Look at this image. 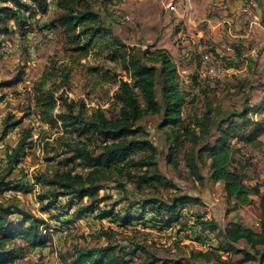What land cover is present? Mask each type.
<instances>
[{"label": "trees", "instance_id": "trees-1", "mask_svg": "<svg viewBox=\"0 0 264 264\" xmlns=\"http://www.w3.org/2000/svg\"><path fill=\"white\" fill-rule=\"evenodd\" d=\"M29 1L35 4L37 11L43 12L42 0ZM254 1L260 11V25L264 29V8L260 0ZM54 7L59 13L44 26L48 33L59 31L69 50L77 53L79 59L90 56L95 61L113 63L120 67L122 74L108 76L107 70L102 74L98 65L88 68L95 81H98L96 75L102 74V81L115 87L112 100L105 109H86L82 102L78 104L63 92L59 93L64 81L69 78V69L58 84L53 82L54 74L45 71L38 82L32 85L36 116L43 125L57 132L52 141L43 143V152L52 155L47 158L50 161L59 159L47 173L34 176L32 185L46 188L37 196L38 202L42 204L40 210L47 213L51 221L60 222L62 228L56 230L54 226L46 224L45 219L22 208L17 199L4 197L6 192L11 191L30 192L29 185L9 179L34 142L30 139L32 130L23 128L15 146L6 150L8 172L0 177V264L14 263L27 250L45 247L54 230H67L74 222L88 216L96 220H108L121 229L142 222L143 227L158 231L174 226L183 231L186 226L182 220L183 208L198 202L192 196L175 194L166 200L145 197L128 202L124 212L115 211L116 204L100 206L110 198L100 195L107 183H114L118 190L125 189L121 180L135 184L138 190L146 187L156 189L158 186L173 188L161 174L156 161V149L147 138L143 119L148 116L161 118L157 130H164L170 139L169 162L173 161L177 150L188 139H205L196 157L192 151L186 156L190 174L198 181L202 179L196 158L207 155L209 180L222 184L226 198L232 202L234 209L251 206L255 198L258 200L257 230L243 227L236 221L230 222L225 229L217 232L221 242L212 251L190 253L188 258L175 259L160 258L139 244H131L127 248L114 245L112 240L115 232L107 229L101 232L107 240L105 246H76L61 256V264L264 262V182L248 183V162L238 158L243 147L260 149L262 145L259 136L264 133V119L258 121L249 117L260 112V106H245L241 111L228 113L214 124L213 132L209 130L212 120L210 110L202 118L195 119L191 126L185 124L182 112L190 103V95L180 86L177 66L166 49L127 46L83 0H56ZM36 14L22 0H0V35L11 32V26L13 29L18 27L21 36L25 35L31 17ZM65 50L68 51V48ZM230 65L235 67L236 63ZM22 77L23 74L19 73L10 80L1 81L0 89L21 83ZM157 89L160 91L161 103L156 97ZM21 121H14L12 117L0 120V141ZM195 128L199 129L200 136L196 134ZM61 198H66V201L58 205ZM196 223L203 232L217 230L212 221L205 220L201 215L196 216ZM240 242H244L250 251L237 248ZM230 254L242 255L243 260H231Z\"/></svg>", "mask_w": 264, "mask_h": 264}, {"label": "rangeland", "instance_id": "rangeland-1", "mask_svg": "<svg viewBox=\"0 0 264 264\" xmlns=\"http://www.w3.org/2000/svg\"><path fill=\"white\" fill-rule=\"evenodd\" d=\"M83 1L127 46L141 49L151 46L166 49L177 69H188L194 72L200 68V59L199 57H192L189 61L182 59L178 36L182 34L186 37L187 48L190 51L194 49V43H199L207 52H215L220 44L217 34L212 33L203 21L207 18L220 19L221 14L229 17L228 13H222L215 6L220 2L233 6L234 3L239 1L244 3L246 0H125L120 10L124 16H128V21L116 18L108 11V0ZM260 1L264 8V0ZM170 2L174 4L175 11L166 8ZM256 9L252 12L254 13ZM35 12L37 14L31 17L30 26L25 35L21 36L18 27L15 30L10 23L8 26H11V32L0 35V82L10 80L19 73L23 74L21 83L0 89V97L3 98L0 102V120L6 117H12L14 121L22 120L17 128L10 130L0 141V177L8 172L6 150L15 146L21 129H31L30 139L33 140V136L36 139L30 144L26 155L9 176V179L29 185L30 192L11 191L6 192L4 197L17 199L22 208L45 219L46 224L54 226L57 230L62 228L60 222L51 221L47 213L41 212L42 204L37 200V196L46 188L32 185L34 176L47 173L52 169L54 162L59 160L50 161L47 158L52 155L43 152V143L47 140L52 141L57 132L43 125L36 116L32 101V85L38 82L45 71L52 72L53 82L58 84L69 69V78L64 81L59 93L63 92L67 98L78 104L82 102L86 109L99 107L105 109L112 100L115 87L110 86V83H104L100 76L105 70L108 71V76L121 75L122 71L118 65L103 60L95 61L90 56L79 59L77 53L69 50L59 31L53 30L48 33L44 26L59 13L56 7H53L46 17L39 16L37 9ZM250 21L249 16L244 17L241 25L232 28L234 29L232 37H224L223 43L232 44L238 54L235 72L222 81L210 80L194 74L190 84L185 87L190 95L188 97L190 103L182 112L185 124L191 126L195 119L202 118L210 110L209 116L212 120L209 123V130L213 132L215 123L228 113L243 110L245 106L250 108L260 106V112L250 114L249 117L258 121L264 119V31L258 25H250ZM222 30L224 28L220 27L219 31L222 32ZM67 48L68 51L65 50ZM96 65L102 69V74L96 75L98 81H95L94 75L88 72V68ZM156 97L161 103L159 89H157ZM143 122L147 131L150 128L157 130L161 118L148 116L143 119ZM1 130L0 127V136ZM195 132L199 135V129L195 128ZM147 138L152 141L156 149V161L161 174L173 185V188L158 186L156 189L146 187L138 190L135 184L121 180L125 189L118 190L114 187V183H107L106 189L101 190L100 195L110 196V198L100 206L116 204L115 211L124 212L128 202H136L145 197L166 200L175 194L192 196L197 198L198 202L183 208L182 220L186 226L182 232L177 226L158 231L151 227H143L142 222L133 227L121 229L108 220L101 221L88 216L74 222L66 230V234L59 235V232L54 230L51 233V240L45 247L40 248L36 253L27 250L21 259L11 264H61V256L71 252L76 246L87 248L105 246L107 240L101 232L107 229L115 232L112 240L114 245L127 248L131 244H139L160 258L175 259L188 258L190 253L200 252L201 240L216 247L221 242L217 232L225 229L230 222L236 221L243 227L257 230L258 200L255 198L251 206L234 209L232 202H228L226 198L222 184L209 180L207 155H203L200 159L196 158L202 179L198 181L190 174L186 166V156L192 151L196 157V152L205 143V139L199 138L194 141L188 139L177 150L173 161L169 162L168 153L171 143L165 131L157 130L156 135L148 134ZM259 139L262 142L260 149L243 147L238 157L248 162L247 181L250 184L264 182V133L259 136ZM65 201L66 198L59 199L58 205H63ZM197 215L212 221L217 230L203 232L197 229ZM236 246L250 251L244 242ZM229 258L234 261L243 260L242 255L230 254ZM240 264H264V262L255 260Z\"/></svg>", "mask_w": 264, "mask_h": 264}, {"label": "built area", "instance_id": "built-area-1", "mask_svg": "<svg viewBox=\"0 0 264 264\" xmlns=\"http://www.w3.org/2000/svg\"><path fill=\"white\" fill-rule=\"evenodd\" d=\"M56 0H42L44 5L43 12H39L38 15L42 17H46L49 12L53 9ZM125 0H110L109 4L107 5L108 11L112 13V15L116 18H120L123 21H128V16H124L120 10L122 3ZM25 2L29 8L35 11L37 8L35 4L29 0H22ZM9 4V3H8ZM10 5V4H9ZM218 7L217 9L220 10L222 13H228L229 17L227 18L226 15H222L220 19H205L203 21L204 25L211 30L212 33L217 34L219 45L215 49V52H207L203 45L199 43H194V49L190 51L187 46L188 42L184 35L180 34L178 36V40L180 41V55L183 60L189 61L192 57H199L200 59V68L191 72L188 69H177L178 80L180 86L185 89L187 85L190 84L193 75H199L201 77H205L206 79L210 80H219L222 81L226 77L230 76V74L234 73V66L230 64H235L238 62V55L235 50V47L232 44L223 43L224 37H232L233 31L232 28H237L238 25H241L243 18L249 16L251 19L250 25H258L260 26V14L258 12L257 4L254 0H246L244 3L237 7L236 5L230 6L226 3L220 2L215 5ZM166 8L175 11V6L173 3H168ZM257 8V9H256ZM255 10L253 13L252 10ZM220 27H223L224 30L220 32ZM149 135H156L157 131L154 128H150L148 131ZM36 137L33 136V140ZM105 221V220H102ZM197 229H199L197 227ZM66 234V230H61V234ZM197 237V236H196ZM206 237V236H204ZM199 242V241H197ZM207 241L199 242L200 246L199 249L203 252L212 251L214 246L210 243H206ZM36 249L33 250V253H36Z\"/></svg>", "mask_w": 264, "mask_h": 264}, {"label": "crops", "instance_id": "crops-1", "mask_svg": "<svg viewBox=\"0 0 264 264\" xmlns=\"http://www.w3.org/2000/svg\"><path fill=\"white\" fill-rule=\"evenodd\" d=\"M237 7L241 4V1L237 2V3H234ZM258 10V9H257ZM259 14H260V11L258 10ZM263 31L264 29L261 27V25L259 26Z\"/></svg>", "mask_w": 264, "mask_h": 264}]
</instances>
